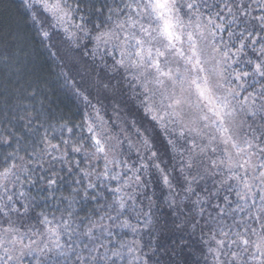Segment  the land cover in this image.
I'll return each mask as SVG.
<instances>
[{
	"label": "snow or ice",
	"instance_id": "1",
	"mask_svg": "<svg viewBox=\"0 0 264 264\" xmlns=\"http://www.w3.org/2000/svg\"><path fill=\"white\" fill-rule=\"evenodd\" d=\"M22 4L0 24V264H264V0ZM33 41L88 68L57 77L74 113L25 75Z\"/></svg>",
	"mask_w": 264,
	"mask_h": 264
},
{
	"label": "trees",
	"instance_id": "2",
	"mask_svg": "<svg viewBox=\"0 0 264 264\" xmlns=\"http://www.w3.org/2000/svg\"><path fill=\"white\" fill-rule=\"evenodd\" d=\"M25 19L22 0H0V24L12 22L14 26L19 25L21 29H24ZM2 31L6 29L0 28V32ZM33 45L34 51L31 58L34 66L30 64L29 69L25 70V75L35 71L41 77L42 83L47 84L48 87V102L57 112H63L66 115L74 113L73 103L59 90V86L63 84V78L57 79V77L63 69L71 78L79 81L82 76L88 74V68L80 67L74 62L75 53L72 51L58 52L59 59L54 61L38 41H33Z\"/></svg>",
	"mask_w": 264,
	"mask_h": 264
}]
</instances>
